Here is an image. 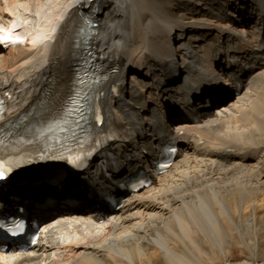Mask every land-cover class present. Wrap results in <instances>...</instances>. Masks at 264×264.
<instances>
[{
    "label": "bare ground",
    "instance_id": "6f19581e",
    "mask_svg": "<svg viewBox=\"0 0 264 264\" xmlns=\"http://www.w3.org/2000/svg\"><path fill=\"white\" fill-rule=\"evenodd\" d=\"M88 9L90 16L96 14L98 22L92 44L109 69L116 70L117 78L135 68L140 52L152 55L164 50L173 28L198 37L199 31L204 30L203 33L224 43L204 42L197 53L192 42L184 39L183 49H192L187 61L196 60L198 70L205 74L209 72L206 64H212V59L221 58L224 65L228 55L234 60L228 64L233 76L239 73L240 61L243 64L248 57L257 59L258 66L244 72L239 80L244 82L241 89L235 81L223 87L209 80L207 74L203 91L193 95L199 102L186 107L189 120L166 130L167 137L175 139L180 147L171 169L160 175L152 170L148 187L132 194L119 193L124 200L113 210L103 204L104 199L93 197L102 194L100 191L89 190L73 173L62 181L61 187L51 188L45 183L8 189L5 195L10 204L14 202L9 199L11 194L28 200L39 199L51 191L59 198L52 201L56 210H69V203L61 204V199L70 195L80 206L56 218L73 221L77 234H81L78 228L85 221L93 222L99 232L76 235L64 242L54 238L45 242L41 237L31 250L0 248V264H110V260L117 264H161V253L168 264H206L197 229L203 230L212 246L226 254L230 234L223 218L235 221L229 198L241 199L243 213L247 195L257 199L264 190V34L261 40L253 36L259 26H264V0H32V31L21 35L19 45L8 52L6 49L12 44L0 42V94L7 100L1 109L0 127L9 125L36 136L56 128L51 111L63 109L72 96L70 89L76 75L72 54L86 28L84 14ZM23 27H31L27 17ZM14 29H9L10 36ZM151 80L148 73L139 75L140 96L157 94L150 101L159 107L165 104L174 108L170 92L163 90L166 84L159 94L163 84L155 87ZM181 82L182 79L172 84ZM104 90L107 118L120 126L123 93L117 96L109 87ZM204 94H213L220 105L224 104L217 108H221L220 113L205 100L201 106ZM235 96L238 99L231 102ZM36 115H41L39 122H26ZM147 119H140L137 124L151 126ZM135 128L130 131L132 136ZM153 137L150 144L160 141L158 134ZM133 147L130 142L112 145L104 157L105 164H112ZM37 214L50 216L48 210ZM51 221L50 218V225L47 222L49 226L53 225ZM59 224L63 226L62 221ZM49 228L48 233L52 234L55 230ZM179 245L187 252L180 253Z\"/></svg>",
    "mask_w": 264,
    "mask_h": 264
},
{
    "label": "rangeland",
    "instance_id": "374dc122",
    "mask_svg": "<svg viewBox=\"0 0 264 264\" xmlns=\"http://www.w3.org/2000/svg\"><path fill=\"white\" fill-rule=\"evenodd\" d=\"M202 3L203 2L201 1L199 4L201 5ZM32 12V0H0V42L2 41L3 43H7L4 41H8L12 44L9 46V48L6 49L7 52L15 46L19 45L20 41L22 40L19 39L21 35H23L22 37H24V35L32 31V23L34 22V16H32L33 14H31ZM24 17L28 18L31 27H23ZM11 28H15L13 36H10L9 33V29ZM199 32L201 34H204L202 35V37H207V39L201 40V36L198 37V34H192L198 37V40L191 41V46L197 49V53H199V50L203 45H205V43H213L214 45L222 43L221 41L219 42V40H216L215 36H210L209 33H203L205 32L204 30H200ZM6 53L4 54L6 55ZM1 80L2 78H0V82ZM235 97V99H231V102L236 101L239 96ZM210 106H214L213 110H215V112L220 113L219 111L221 110V108L224 107V104L220 105V103L216 101ZM219 107L221 108L217 109ZM255 199L256 198H252L251 194L247 195V203L245 204L246 209L245 212L242 213V211H240L241 199L236 200L232 197L229 198L228 203L234 214L233 216L235 218V221L232 222L231 219H229L228 217L223 218L226 221L224 224L225 228L229 231L230 234V246L226 247L227 253L224 252L226 254H222L218 248L212 246L209 241V238L206 237L208 235L205 234L203 230L197 229V235H199V242L203 243L202 257L206 264H264V190L257 197V201ZM257 204H259V206H257ZM255 205L257 209H254ZM61 221L63 222V226L62 224H59ZM52 222L53 225H51V227H53L55 231L52 232V234L48 233L44 236L45 242H48L53 238L58 240L59 242H64L66 240H70L69 238H73L76 235L86 236L92 235L94 234V232H99V229H96V225H94L93 222H81L82 226L78 228H81V234H77L76 232H74V225L76 224L73 221L72 223H70V220L67 218L65 219L63 217H57ZM174 243H176L177 245L179 244L177 241H174ZM178 247L179 249L177 250L180 253L187 252L184 246L179 245ZM190 247L192 248V246ZM150 250L151 252L154 251L153 248ZM161 260L163 261V263L161 264H168L166 256L163 253H161ZM109 262L110 264H117L116 261L113 260H110ZM125 263L130 264L128 261Z\"/></svg>",
    "mask_w": 264,
    "mask_h": 264
},
{
    "label": "snow or ice",
    "instance_id": "6c2138e0",
    "mask_svg": "<svg viewBox=\"0 0 264 264\" xmlns=\"http://www.w3.org/2000/svg\"><path fill=\"white\" fill-rule=\"evenodd\" d=\"M7 176L4 174L3 171H0V180H6Z\"/></svg>",
    "mask_w": 264,
    "mask_h": 264
}]
</instances>
